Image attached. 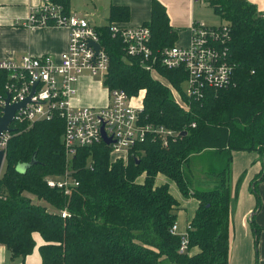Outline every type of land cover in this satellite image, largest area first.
<instances>
[{
  "label": "trees",
  "instance_id": "trees-1",
  "mask_svg": "<svg viewBox=\"0 0 264 264\" xmlns=\"http://www.w3.org/2000/svg\"><path fill=\"white\" fill-rule=\"evenodd\" d=\"M53 1L69 11V0ZM210 2L231 25L233 83L207 88L201 100L187 98L188 109L175 101L167 84L126 54L110 25L98 29L110 59L103 84L131 96L145 90L144 122L187 131L168 146L148 138L132 149L125 163L112 161L110 146L100 143L80 147L69 164L62 119L13 127L0 177V244L13 259L26 264L36 246L34 234L40 233L42 264H229L232 152L257 150L264 157V12L247 0ZM127 14V7L112 6L110 22L123 21ZM145 24L152 31L153 49L175 44L178 32L157 2ZM158 72L182 89L184 70L159 67ZM206 150L224 152L225 159L220 171L209 172L217 180L209 189L194 187L190 166ZM34 154L37 164L19 172L17 165ZM67 169L79 182L68 194L47 183L48 177H61ZM159 174L200 202L186 252L180 251L181 236L172 232L180 203L168 183H156ZM258 177L264 181V168ZM253 192L258 208L256 187ZM65 209L70 217L62 216ZM255 231L258 235V228ZM193 247L199 251L191 255Z\"/></svg>",
  "mask_w": 264,
  "mask_h": 264
},
{
  "label": "built area",
  "instance_id": "built-area-1",
  "mask_svg": "<svg viewBox=\"0 0 264 264\" xmlns=\"http://www.w3.org/2000/svg\"><path fill=\"white\" fill-rule=\"evenodd\" d=\"M192 1L202 3L207 0ZM26 25L67 27L69 43L59 57L24 54L19 60H0V118L8 104L25 102L15 111L11 130L0 134V150L5 152L4 164L13 127L21 124L33 126L36 122L55 118L65 123L62 143L69 164L80 147L105 143L111 148L112 161L121 159L126 163L132 149L148 138L160 140L166 147L181 136L182 132L176 129L143 121L145 90H141L137 98L124 89L112 88L109 89V103L105 106L74 105L80 78L89 74L103 82L110 65L101 33L88 16L67 11L61 2L46 0L31 7ZM231 30L228 22L210 26L196 20L191 25L190 44L153 49L150 45L152 31L148 25L110 24V31L113 36L120 37L126 54L137 58L142 68L155 78L163 81L159 67L184 70L186 77L181 90L163 82L170 87L175 101L186 109L189 105L183 104V96L201 100L207 88L217 90L233 83L234 65L229 57ZM94 43L100 44L99 49ZM104 135L111 139L110 144L105 142ZM47 183L66 194L71 192L73 185H79L70 169L61 177H48ZM62 216L66 218L71 214L65 209ZM177 228L175 222L172 232L177 233ZM188 244L189 235L186 233L181 236L180 251L186 252Z\"/></svg>",
  "mask_w": 264,
  "mask_h": 264
},
{
  "label": "crops",
  "instance_id": "crops-1",
  "mask_svg": "<svg viewBox=\"0 0 264 264\" xmlns=\"http://www.w3.org/2000/svg\"><path fill=\"white\" fill-rule=\"evenodd\" d=\"M45 1H0V60L9 58L19 60L24 54L35 56L51 54L59 57L67 49L69 43L67 27L26 25L31 7L40 5ZM69 1V12L88 16L97 29L111 24L112 6H123L128 9V17L118 22L132 25L145 24L151 20L153 6L157 2L165 8L171 26L178 30V38L175 42L178 45H188L191 42V25L196 21L198 4L192 0H106L108 17L104 18L100 13L85 11L76 3V0ZM247 1L255 4L260 11L264 12V0ZM160 77L162 76L160 75ZM162 79L165 81L163 77ZM109 100L110 90L103 84L102 80L89 74H84L80 78L78 94L73 100L75 106H105ZM223 153L206 150L196 158L202 157L203 161H206L204 164L206 167L208 166V172H211L216 171V167L214 168L213 165L217 161L223 164ZM232 155L229 264H264V181L258 177L264 168V157L257 150H234ZM196 164V167L191 171L192 181L203 186L210 184L216 186L217 180L215 178L201 181L196 179V176L199 178V170H202V167H199L200 164ZM144 178L145 175H142L139 181H143ZM156 183L158 185L168 183L171 193L179 201L176 220L177 234L185 235L188 233V226L197 212L199 200L194 196H185L178 185L163 174L157 176ZM255 187L260 197L258 208L257 196L253 192ZM255 228L259 230L258 235H256ZM34 239L36 246L33 252L27 255L26 264H42L39 248L44 244V239L40 233H35ZM198 251V247H193L189 253L193 255ZM0 264H22V262L19 259H13L7 247L0 244Z\"/></svg>",
  "mask_w": 264,
  "mask_h": 264
},
{
  "label": "rangeland",
  "instance_id": "rangeland-1",
  "mask_svg": "<svg viewBox=\"0 0 264 264\" xmlns=\"http://www.w3.org/2000/svg\"><path fill=\"white\" fill-rule=\"evenodd\" d=\"M76 3H78V5L81 8H83L85 11L92 12V13H100V14H102L101 16H103L104 18L108 17V5H107L106 0H76ZM195 19L198 21L204 22L210 26H220V25L226 23L224 18L219 13H217L215 11L214 7L211 5L210 0H207L205 2L197 4V11H196ZM181 29H184V28H181ZM176 31H178V30H176ZM140 94H141V92H139L137 95H135V97L139 98ZM182 98L184 101L183 104L185 103V104L189 105L187 97L183 96ZM136 101L137 100H134L135 103H136ZM27 127L30 128L32 126H27ZM222 158H224V157L222 156ZM196 163L200 164L199 165L200 168L202 167V170H199V173H198L199 178H197V176H196V179H200V181L201 180H207V179L212 180V175H211V173L208 172V166L206 167L204 164V163H206V161L204 162L202 157H200V158L194 157L192 159V162L190 163V166L192 169L196 167V165H197ZM214 163H216V162H214ZM222 166H223V164L218 162V161L216 164L213 165L214 168L216 167L215 168L216 171H220L222 169L221 168ZM192 177L193 176H191V178ZM193 184H194V187L203 188V189L204 188L209 189V188L215 187L214 184L212 186H211V184L207 185V186H203L200 183L197 184L196 182H193Z\"/></svg>",
  "mask_w": 264,
  "mask_h": 264
},
{
  "label": "water",
  "instance_id": "water-1",
  "mask_svg": "<svg viewBox=\"0 0 264 264\" xmlns=\"http://www.w3.org/2000/svg\"><path fill=\"white\" fill-rule=\"evenodd\" d=\"M94 45L96 46V48L99 49L100 44L94 43ZM24 103L25 102L19 103V104H12V105L8 104L4 108V115L1 116L0 118V134L5 130H9V131L11 130L10 124L13 121L14 113ZM186 133L187 131H183L182 135H185ZM104 140L107 144L111 143V139L107 138L105 135H104ZM4 160H5V152L0 150V177L3 171V167H4ZM37 162L38 161L36 159V154H34L32 159L29 162H23V163L18 164L16 169L21 173H25L29 168L36 165Z\"/></svg>",
  "mask_w": 264,
  "mask_h": 264
}]
</instances>
